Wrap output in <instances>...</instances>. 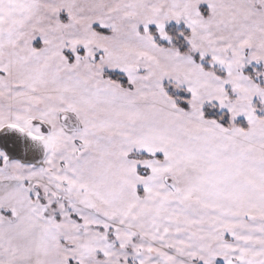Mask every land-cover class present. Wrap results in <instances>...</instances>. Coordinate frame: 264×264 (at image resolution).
Wrapping results in <instances>:
<instances>
[{
    "label": "snow or ice",
    "instance_id": "1",
    "mask_svg": "<svg viewBox=\"0 0 264 264\" xmlns=\"http://www.w3.org/2000/svg\"><path fill=\"white\" fill-rule=\"evenodd\" d=\"M0 264H264V0H0Z\"/></svg>",
    "mask_w": 264,
    "mask_h": 264
}]
</instances>
